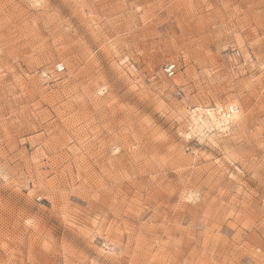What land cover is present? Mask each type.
<instances>
[{"label": "rangeland", "instance_id": "1", "mask_svg": "<svg viewBox=\"0 0 264 264\" xmlns=\"http://www.w3.org/2000/svg\"><path fill=\"white\" fill-rule=\"evenodd\" d=\"M0 264H264V0H0Z\"/></svg>", "mask_w": 264, "mask_h": 264}, {"label": "built area", "instance_id": "2", "mask_svg": "<svg viewBox=\"0 0 264 264\" xmlns=\"http://www.w3.org/2000/svg\"><path fill=\"white\" fill-rule=\"evenodd\" d=\"M173 68H174V66H171L168 70H169L170 72H172Z\"/></svg>", "mask_w": 264, "mask_h": 264}]
</instances>
